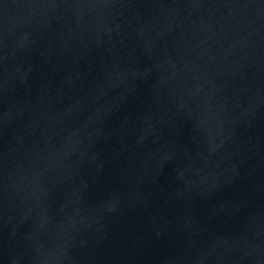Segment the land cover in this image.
I'll use <instances>...</instances> for the list:
<instances>
[{
	"label": "water",
	"instance_id": "1",
	"mask_svg": "<svg viewBox=\"0 0 264 264\" xmlns=\"http://www.w3.org/2000/svg\"><path fill=\"white\" fill-rule=\"evenodd\" d=\"M0 264H264V0H0Z\"/></svg>",
	"mask_w": 264,
	"mask_h": 264
}]
</instances>
